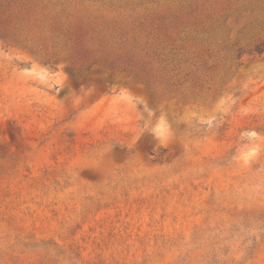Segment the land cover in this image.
Masks as SVG:
<instances>
[{
	"label": "rangeland",
	"instance_id": "374dc122",
	"mask_svg": "<svg viewBox=\"0 0 264 264\" xmlns=\"http://www.w3.org/2000/svg\"><path fill=\"white\" fill-rule=\"evenodd\" d=\"M11 1L33 43L0 38V264H264L245 0Z\"/></svg>",
	"mask_w": 264,
	"mask_h": 264
},
{
	"label": "trees",
	"instance_id": "16d2710c",
	"mask_svg": "<svg viewBox=\"0 0 264 264\" xmlns=\"http://www.w3.org/2000/svg\"><path fill=\"white\" fill-rule=\"evenodd\" d=\"M14 1L12 0L9 6ZM236 11L237 15H240L241 11L244 12L245 15L241 16V19H246L245 28L238 34L246 39L247 44L245 49L238 48L236 50L238 56L241 58L247 52L262 56L264 54V0H245V4ZM6 14V11L0 10V38L13 39L16 44L29 48V43H33V39L30 40V32L24 27L12 28L15 21L19 19L26 21V19L18 16L13 17L11 14L6 16Z\"/></svg>",
	"mask_w": 264,
	"mask_h": 264
}]
</instances>
